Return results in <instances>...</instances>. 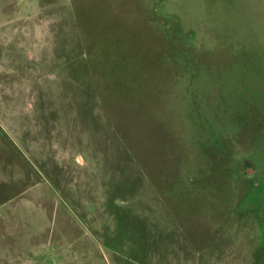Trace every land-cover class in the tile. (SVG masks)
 I'll return each mask as SVG.
<instances>
[{"label": "rangeland", "instance_id": "1", "mask_svg": "<svg viewBox=\"0 0 264 264\" xmlns=\"http://www.w3.org/2000/svg\"><path fill=\"white\" fill-rule=\"evenodd\" d=\"M228 2L0 0V264H264V26Z\"/></svg>", "mask_w": 264, "mask_h": 264}, {"label": "crops", "instance_id": "2", "mask_svg": "<svg viewBox=\"0 0 264 264\" xmlns=\"http://www.w3.org/2000/svg\"><path fill=\"white\" fill-rule=\"evenodd\" d=\"M228 5H230V18L223 17L221 23L230 24L232 30L241 29L246 33L250 29L264 26V0H229ZM235 9H237V13L234 11ZM225 11L222 8L218 14L220 12L222 16H225V14L227 15ZM231 45L233 47V44ZM239 46L246 47V45Z\"/></svg>", "mask_w": 264, "mask_h": 264}]
</instances>
